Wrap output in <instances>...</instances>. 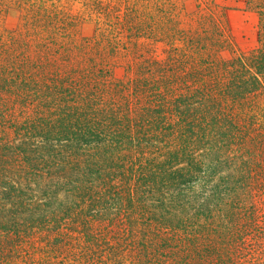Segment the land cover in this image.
<instances>
[{"label": "trees", "instance_id": "16d2710c", "mask_svg": "<svg viewBox=\"0 0 264 264\" xmlns=\"http://www.w3.org/2000/svg\"><path fill=\"white\" fill-rule=\"evenodd\" d=\"M242 3L256 48L201 36L125 79L70 37L0 43V264H264V0Z\"/></svg>", "mask_w": 264, "mask_h": 264}, {"label": "rangeland", "instance_id": "374dc122", "mask_svg": "<svg viewBox=\"0 0 264 264\" xmlns=\"http://www.w3.org/2000/svg\"><path fill=\"white\" fill-rule=\"evenodd\" d=\"M201 36L214 38L209 50L224 58L250 51L258 46V15L244 10L242 0H0V43L25 42L38 51L50 38L70 37L75 63L106 66L115 79H125L143 57L163 59ZM258 200L257 220L264 221ZM255 231L264 244L263 229Z\"/></svg>", "mask_w": 264, "mask_h": 264}]
</instances>
